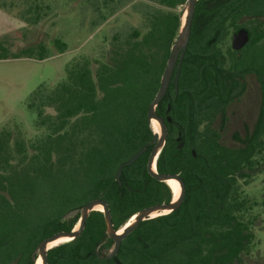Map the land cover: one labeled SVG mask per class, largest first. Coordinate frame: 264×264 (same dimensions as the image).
Segmentation results:
<instances>
[{"label":"trees","instance_id":"1","mask_svg":"<svg viewBox=\"0 0 264 264\" xmlns=\"http://www.w3.org/2000/svg\"><path fill=\"white\" fill-rule=\"evenodd\" d=\"M45 1L0 0V8H16L20 20L34 25L50 9ZM184 1L79 0L82 11L93 13L92 28L114 20L126 5L139 20L115 28L99 57L72 58L59 81L29 93L26 107L39 136L26 140L19 130L0 128V264H33L41 240L78 223L79 213L64 214L92 199L106 202L116 231L141 209L172 200L170 185L147 170L154 136L147 110ZM239 27L248 29L249 40L236 50L229 39ZM7 43L0 38V59L49 54L42 42L17 52ZM53 45L59 53L67 49L60 38ZM175 72L155 108L171 118L155 168L182 179L181 205L139 222L109 259L103 257L114 241L103 212L92 210L77 237L47 250V264L252 263L260 216L255 208L264 199L245 187L264 170V0H197L177 93ZM247 75L258 83V114L242 137L235 134L237 145H226L221 131L228 107L242 96ZM142 147L122 167L119 184V164Z\"/></svg>","mask_w":264,"mask_h":264},{"label":"rangeland","instance_id":"2","mask_svg":"<svg viewBox=\"0 0 264 264\" xmlns=\"http://www.w3.org/2000/svg\"><path fill=\"white\" fill-rule=\"evenodd\" d=\"M45 3L49 4L50 9L42 11L43 19L34 25L20 21L18 26L14 22L18 18L16 8H0L5 16L4 21L0 22V38L8 42L12 52L40 42L49 50L48 56L43 60L26 57L0 59V128L19 130L26 140H33L42 133L41 129L35 127V114L26 107L29 93L40 83L54 84L59 81L64 76L66 63L72 58L81 55L99 57L100 50L107 46L108 38L115 28L126 23L136 24L139 20V14L126 5L118 10L122 14L117 15V12L113 15L114 20L92 28L90 20L93 13L82 11L79 0H46ZM180 9L183 11L184 5ZM54 38L67 43L64 52L56 50ZM259 101L258 83L253 75H247L242 96L228 107V120L221 131L222 143L231 146L238 144L235 134L242 137L245 133L244 126L249 130L252 128L258 114ZM253 178L245 191L250 196L263 200L264 170ZM255 211L260 216L255 227L258 242L251 254V264H264V205L256 207Z\"/></svg>","mask_w":264,"mask_h":264},{"label":"water","instance_id":"3","mask_svg":"<svg viewBox=\"0 0 264 264\" xmlns=\"http://www.w3.org/2000/svg\"><path fill=\"white\" fill-rule=\"evenodd\" d=\"M197 0H185L184 1V9L181 14V25L178 30V33L171 45L170 52L167 58V61L165 63L161 78H160V85L159 88L151 101L149 108L147 110V117L148 120L152 124V120L157 121L159 124V132L154 131V136L151 141L153 144L149 156H148V161H147V170L148 172L156 177L160 181H165L168 182L170 179H174L177 181L179 185V194L177 199L170 200L169 202H161L157 204H153L150 206H147L140 211H138L136 214H134L133 219H129L128 222L119 230H115L112 224L111 220V213L110 210L107 207V204L104 200L95 198L84 204L81 208H74L69 210L67 213L64 214L63 218H69L77 213L80 214L79 221L75 225V227L69 231L66 230H61L57 231L54 234L44 238L41 240L37 248L34 251L33 255V260L36 261L37 258L39 257L41 259V264H47V250L50 249L51 247H48V244L58 238L61 237H67L68 240L73 239L77 237L82 229L85 226V221L89 215V213L92 210H100L104 214V220L106 224V233L109 237H111L114 241L112 249L103 257L106 259H109L116 255L122 239H124L130 232L133 231V229L139 224L144 219L168 213L170 211H173L177 209L185 195V189H184V182L182 179L179 177L178 174H159L156 171L155 168V162L157 159V156L159 152L161 151L162 147L164 146L166 139H167V126H166V121L170 122L171 118L169 116L165 118L159 116L155 110L157 104L161 101L163 98L164 94L167 91L168 85L170 83L174 68L176 67V72H175V77H174V86H175V93H177L178 90V78H179V72H180V67L182 64V60L184 57V53L189 41V36H190V31H191V24H192V19H193V14L195 10V4ZM249 40V31L245 27H239L237 30H235L232 35H231V47L232 49H240ZM169 109V107H168ZM179 139V137H178ZM182 144L179 145V147ZM145 147L140 148L137 152H135L128 160L122 162L119 164L116 172L115 179L116 181L121 184L120 176L122 173V167L124 165H129L133 163L144 151ZM194 153V151H193ZM101 206L100 209L97 207ZM67 241V240H66Z\"/></svg>","mask_w":264,"mask_h":264},{"label":"bare ground","instance_id":"4","mask_svg":"<svg viewBox=\"0 0 264 264\" xmlns=\"http://www.w3.org/2000/svg\"><path fill=\"white\" fill-rule=\"evenodd\" d=\"M152 126H153V129H154L155 132H159L157 121L152 120ZM167 184H169L170 187H171V189H172L174 200L177 199V197H178V183H177V181L174 180V179H170V180H168ZM97 208L100 209L101 207L99 208V206H98ZM134 216L131 219H133ZM66 240H68L67 237L58 238V239L50 242L48 244V247L55 246L57 244H60L62 242H65ZM35 264H41V259L39 257L37 258Z\"/></svg>","mask_w":264,"mask_h":264},{"label":"crops","instance_id":"5","mask_svg":"<svg viewBox=\"0 0 264 264\" xmlns=\"http://www.w3.org/2000/svg\"><path fill=\"white\" fill-rule=\"evenodd\" d=\"M4 19H5V16L3 14V11L0 9V22L4 21ZM20 21H22V20H20L18 18L14 19L15 24L18 25V26L20 24ZM0 25H1V23H0Z\"/></svg>","mask_w":264,"mask_h":264}]
</instances>
